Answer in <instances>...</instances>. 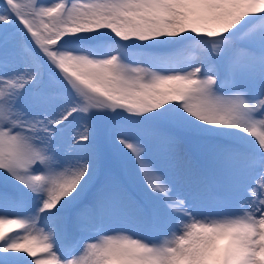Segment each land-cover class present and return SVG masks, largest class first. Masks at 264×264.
<instances>
[{"label": "snow or ice", "instance_id": "6c2138e0", "mask_svg": "<svg viewBox=\"0 0 264 264\" xmlns=\"http://www.w3.org/2000/svg\"><path fill=\"white\" fill-rule=\"evenodd\" d=\"M0 264H264V0H2Z\"/></svg>", "mask_w": 264, "mask_h": 264}, {"label": "trees", "instance_id": "16d2710c", "mask_svg": "<svg viewBox=\"0 0 264 264\" xmlns=\"http://www.w3.org/2000/svg\"><path fill=\"white\" fill-rule=\"evenodd\" d=\"M0 2H2V0H0Z\"/></svg>", "mask_w": 264, "mask_h": 264}]
</instances>
